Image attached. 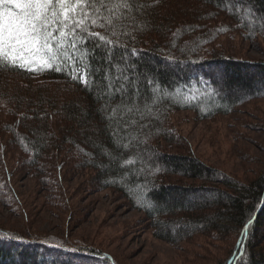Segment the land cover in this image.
<instances>
[{
  "label": "trees",
  "instance_id": "trees-1",
  "mask_svg": "<svg viewBox=\"0 0 264 264\" xmlns=\"http://www.w3.org/2000/svg\"><path fill=\"white\" fill-rule=\"evenodd\" d=\"M96 3L99 7L101 0ZM128 3L130 10L109 13L102 8V18L89 29L110 44L85 35V43L77 42L80 51L70 50L69 58L58 62L62 71L0 68V110L8 109L3 120L16 136L9 142L29 154L27 165H48L64 147L66 152L79 149L81 161L98 171L100 187L120 191L159 227L160 236L183 239L206 226L217 232L238 229L240 240L223 264H234L237 256L236 264H264V248L258 242L264 231V174L243 182L196 156L163 153L159 145L160 138L173 133L171 110L191 109L200 119L228 113L245 99L231 95L237 81L253 90L251 96L264 95V87L245 77L259 73L257 83L264 86V63L205 51V45L232 28L242 29L247 38L264 31V0ZM224 69L233 74L226 88L219 80ZM36 78L63 82L73 92L65 97L48 92L46 82H30ZM166 171L218 179L230 190L166 185ZM246 224V250L238 254ZM97 255L90 247L29 239L0 226V264H95L100 259L111 264Z\"/></svg>",
  "mask_w": 264,
  "mask_h": 264
},
{
  "label": "rangeland",
  "instance_id": "rangeland-1",
  "mask_svg": "<svg viewBox=\"0 0 264 264\" xmlns=\"http://www.w3.org/2000/svg\"><path fill=\"white\" fill-rule=\"evenodd\" d=\"M222 18L218 17V20ZM235 25L233 22L232 27ZM205 48L209 54L224 53L254 65L264 63V31L247 38L242 29L235 27L220 34ZM230 75L233 74L227 70L219 78L225 88ZM245 77L252 78V84L255 83L257 88L264 87L257 83L259 73ZM35 81L46 82L45 89L57 95L65 97L73 92L72 87L52 78H36L30 82ZM242 83H232L231 95L245 99L228 113L200 119L191 109L171 110L169 126L173 133L171 137L159 139L161 151L196 156L211 168L243 182L262 176L264 95L251 96L253 90L248 86L245 88ZM7 110H0L1 227L17 231L29 239L45 237L66 245L90 247L97 252V257H107L111 264H223L240 240L238 229L217 232L209 226L187 234L183 239L170 240L160 236L159 227L120 191L100 187L96 178L98 171L81 161L79 149L77 153L66 152L64 147V150L54 152L48 165L40 161L27 165L25 160L30 159L29 154L14 141L9 142L16 136L7 130L3 120ZM216 180L170 171H166L163 177L166 185L186 188L219 186L230 190ZM242 232L243 242L238 245V254L246 250L247 231ZM260 233L263 237L258 242L264 248V231ZM95 264L105 263L100 259Z\"/></svg>",
  "mask_w": 264,
  "mask_h": 264
},
{
  "label": "snow or ice",
  "instance_id": "snow-or-ice-1",
  "mask_svg": "<svg viewBox=\"0 0 264 264\" xmlns=\"http://www.w3.org/2000/svg\"><path fill=\"white\" fill-rule=\"evenodd\" d=\"M102 8L111 13L130 10L131 5L128 0L115 4L101 0L99 7L96 0H0V68L62 71L58 62L66 61L70 50L79 52L77 42L85 43V35L110 44L99 32H89L102 18ZM107 23L111 25L112 20Z\"/></svg>",
  "mask_w": 264,
  "mask_h": 264
}]
</instances>
